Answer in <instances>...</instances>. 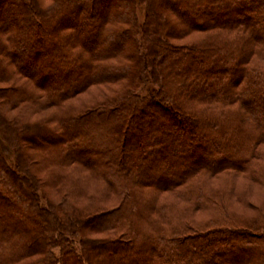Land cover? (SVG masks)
Segmentation results:
<instances>
[{"label": "trees", "instance_id": "trees-1", "mask_svg": "<svg viewBox=\"0 0 264 264\" xmlns=\"http://www.w3.org/2000/svg\"><path fill=\"white\" fill-rule=\"evenodd\" d=\"M105 1L0 0V264H264V0Z\"/></svg>", "mask_w": 264, "mask_h": 264}, {"label": "rangeland", "instance_id": "rangeland-1", "mask_svg": "<svg viewBox=\"0 0 264 264\" xmlns=\"http://www.w3.org/2000/svg\"><path fill=\"white\" fill-rule=\"evenodd\" d=\"M103 3H101V6H96V8L95 9H97V10H99V11H101L103 8H104V5H102V4H104V2H107V1H105V0H101ZM7 2V1H6ZM109 3V2H108ZM105 6H107V4H105ZM137 12H138V14L141 16V14H142V12H143V10H142V8L140 7V6H138L137 7ZM244 15L245 14H243L242 16H243V20H245L244 19ZM11 18H13V17H11ZM13 21H15L14 19H13ZM46 33V32H45ZM44 35V34H43ZM44 37H47V38H49V39H52L53 40V38H51L50 36H47L46 34L44 35ZM76 69L77 68H73V70L71 71V72H75L76 71ZM64 71V70H63ZM49 80V79H48ZM47 80V81H48ZM22 81V80H21ZM20 81V82H21ZM57 81H61L62 82V78H60V79H57ZM5 86H8L7 84H1L0 83V87H5ZM93 90H88L87 92H85V93H81V94H77V95H75V97L73 98V99H71V100H69V101H67L68 103L67 104H70V102L71 103H73V104H71L72 106H75V105H79V101H82V102H84V99H87V97H88V95L89 94H92L91 92H92ZM53 110V108H48L47 110H44V112L43 111H40L38 114L39 115H41V114H45V115H47V114H51V111ZM11 114L12 115H16L17 114V110L15 109L14 111H12L11 112ZM38 115V116H39ZM35 117V116H34ZM139 121V119H137L135 122L137 123ZM136 128H137V126H135V127H133V130L135 131L136 130ZM198 130H200L201 131V128H199ZM199 134V133H198ZM31 141H33V142H35V143H37V144H43L44 143V141H42L40 138H38V137H36L35 135L33 136V137H31ZM180 141V140H179ZM92 151H94V150H85V149H81L80 151H79V155L81 156L80 158H81V160H83V161H87L86 159H87V157L88 156H90V154H91V152ZM0 154H1V156L4 158V160L7 162V163H9V164H12V165H14V163H16V157H15V152L13 151V149H12V147H11V145L10 144H8L7 142H4L2 139H1V137H0ZM92 155H94V154H92ZM92 157H94L93 159L94 160H96V158L98 157V155H95V156H92ZM92 159V160H93ZM193 164H195V162L193 163ZM74 165V166H73ZM72 166H70V167H67V168H64L63 170H64V172L66 173V175H74L73 177H76V176H79V178H80V182L82 183V185H83V187L87 190V191H89L90 193H94L95 195H99L100 193H102V191L100 192L99 190H101V189H103L102 187H100L99 186V184L97 185V183H96V181L95 180H93V179H91V178H89L87 175H86V173H85V171H83V169L81 168V167H79L78 165H75V164H73ZM47 166V165H46ZM52 166V165H51ZM36 171L39 173V175H45L44 174V171L42 170V168H41V166H40V168L38 167L37 169H36ZM71 172L70 174L68 173V172ZM157 175H162V172H161V170L157 173ZM98 187V188H97ZM95 188H97V190L95 189ZM99 189V190H98ZM43 190L44 191H46V188H43ZM100 197H104V199L102 200L103 201V203H105V200H106V196H100ZM135 263H138V262H135ZM139 264H143L141 261L139 262Z\"/></svg>", "mask_w": 264, "mask_h": 264}]
</instances>
